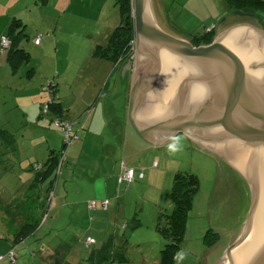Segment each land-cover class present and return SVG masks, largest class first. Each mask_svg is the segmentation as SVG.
Instances as JSON below:
<instances>
[{
    "label": "rangeland",
    "instance_id": "obj_1",
    "mask_svg": "<svg viewBox=\"0 0 264 264\" xmlns=\"http://www.w3.org/2000/svg\"><path fill=\"white\" fill-rule=\"evenodd\" d=\"M151 5L155 21L158 22L159 20L158 25L160 24L162 29L164 31L166 30V33L176 38H184L187 41H191V38L195 35L207 32L212 26L215 28L217 26V29H213L216 30L215 38L235 25H253L264 31L262 26L264 20L263 14L247 12L243 15L233 13L230 16H226L227 6L224 0H151ZM89 7L90 6L86 4V17L83 20H79V22L83 24L76 26L77 28L79 27L78 33L72 34L71 32H67L69 44L66 46L61 45V54H59L60 66L62 65L61 63H64L63 65H68V69L64 71L65 73H61V71L56 68L58 60L55 55L54 58L48 57L47 55L46 58L39 59L40 65L38 66V73H35L36 70L34 69H24L26 66L23 67L24 70L22 71L24 78H32L36 75L40 77L45 72L50 74L51 71H53V78L47 79L43 86V90H45V87H49L50 91L45 90L49 98L44 103L41 113L47 119L52 120L51 123L53 126L50 130H46V133L51 139L52 147H55L53 149L58 150L57 152L63 147L64 135L62 129L55 125V119L57 117H55L51 110L52 105L50 106L49 112L45 113L46 105L50 102L52 95L55 98L53 104L58 103L60 95L64 102H68V106H70L69 110H73L68 111L70 120L74 121V117L79 116V120H81L80 118H82V121L86 120L85 122L88 126V121H92L95 115L96 109L94 105L97 101L96 98L101 90H105L103 98L106 97V102H110L111 105L110 111L108 112L109 116L106 117L108 123L111 121V117L118 119L120 117L121 122L125 120L122 111L124 103L128 98V91L130 90L129 85L131 76L129 73L127 76L122 74L121 67L123 66L115 70L113 68L110 74L104 77L105 80L101 86L98 87L101 82L100 73L104 71L102 64L98 63H102L101 60L113 62L106 58L99 57L98 51L100 47H108L109 41L116 31V28L114 29L111 24H102L103 22L100 23L101 25L98 28H92L91 24L97 21L90 19L91 13H89V11L91 10H89ZM159 10L164 14L165 21L161 19L162 16ZM88 14L89 17H87ZM117 18L119 19V17ZM62 24L69 31L72 30L71 20H62L61 25ZM94 30L97 32L95 36L96 39L89 35L93 33ZM46 36L48 35L44 33V38ZM32 40L33 39H31L30 42H32ZM94 44H97V46ZM92 45L95 49L90 57L88 52ZM48 51L55 53V46ZM135 51L134 60L136 57ZM41 61L44 63H41ZM50 61L53 63V69L51 70H49L47 66ZM132 67L134 68V63ZM60 69L63 70L62 67ZM11 71L13 74L18 73H15L12 68ZM77 77L80 81L78 84L76 83ZM109 80L110 82L108 83L107 81ZM56 81L60 82L57 83ZM18 88L20 87H17V85H15V87L5 86L4 91L10 96L14 95V90H18ZM77 89L81 92L79 98L83 97L84 99L77 100ZM45 91L44 93H46ZM11 100H14V97H12ZM9 113L11 114L12 112L9 111L5 115ZM83 115L85 117H82ZM99 120L100 118L97 119L98 122ZM98 128H100V126ZM111 128L112 126H110L105 133L111 134ZM23 129L24 128L21 130ZM30 130L34 135L40 134V132H35L37 129L34 127H31ZM78 130L79 126L74 125V132L79 136ZM21 136L22 133L20 132L18 134L19 139H16V142L13 144L3 138V142L8 145L9 148L0 147V159L5 155L13 156L14 154H17L18 157L23 156V159L29 157V154L26 152L30 151L31 148L24 142ZM176 137H180L181 144V150L178 152H169L168 145L172 142L170 141L169 144L167 143L161 150L151 149L143 154L134 153L133 159H136L137 164L144 165L147 159H155L156 157L154 156L156 155V159H158L162 155L163 159H176L181 170L193 173L199 177L201 188L195 198L194 206L189 215L188 230L178 253L177 264H215L223 261L224 255L228 253L227 250L235 240V233L246 226L253 203L252 192H254V188L249 181L247 182L242 174L229 164L228 160L219 156V150L210 149L208 146L196 145L195 139H190L184 132L177 134ZM18 141L22 147L20 154H18L17 151L13 152V148L18 149V147H20ZM41 142L42 140L38 139L36 145L39 146ZM77 143H79V141H76L68 149L67 154L63 156L62 159L63 161L65 160L64 164L61 162L63 164V166H61L64 167L63 169H66L67 163L71 160L69 150L73 148L74 150L72 149V152L76 151L75 145ZM10 146H12V148ZM4 149L9 153H6ZM96 155V153L93 155L88 154L85 159H98V155ZM74 156L76 157L75 154ZM77 157L72 159H77ZM70 163L72 162L70 161ZM72 164L74 167L76 163L73 162ZM93 164H95V162L92 160L88 162L89 166ZM79 165L83 170L87 164L82 162ZM233 165L237 168L235 164ZM1 166L2 164H0V167ZM78 175L79 174L73 177V179H69L67 182L60 172L53 185L52 195L50 194L51 192H49L46 201L44 200V206L41 211L39 212V210H37L34 213V216L38 217L39 227L41 228L39 234L35 236L38 238L40 237L39 240L38 238H32L29 241V246L32 249L36 250L43 245L46 241V236L43 235L47 234L48 236L52 235L54 238H61L64 240L68 244L70 250L75 249L78 252L82 251L83 253H87V251H90L85 248V239L88 236V232L91 231L90 235H95L99 231V222H104L103 224L105 225L108 224V212L106 211L89 212L87 218L79 211L72 212V205L81 203V198L87 196V198L95 197L97 199L100 198L104 192L103 189L96 188L98 179L93 175L88 174L83 182V178H78ZM245 176L251 181L248 175ZM81 183L83 184V195L78 194V188L76 186L78 184L81 185ZM58 184L59 192L56 194V187ZM67 184L68 189L65 188ZM164 184L165 182L159 181L158 186L155 185L157 187V192L152 191V193L144 197L147 192V187L149 186L147 180H137L132 183L129 191L123 192V194L128 196L124 215L127 213L129 219L120 217L119 211L121 210V206L115 205L113 209V214L109 218L112 226L115 225V221L119 222L121 225L130 223L135 216L142 222V226L137 230L129 228L126 232L128 243L125 246L127 249L124 251H127L128 258H130L128 264H158L161 258V251L168 244V241L158 230V232H155L157 224L160 221L162 222L164 218L163 215H168L172 211L169 209V202L167 201L169 198V191H166ZM68 191L69 194L67 195ZM50 204L51 210L49 211ZM47 212L49 214L46 218ZM159 212H161V216ZM3 214V211L2 213L0 212V218ZM109 214L111 215V212ZM0 230H3L0 232H4L5 228H0ZM208 232H210L209 235L212 239L216 238V244L213 247H208V244H206L205 239ZM38 241H40V243H38ZM43 246H45V244ZM99 246H101L100 241L94 248ZM104 264H112V262L108 261Z\"/></svg>",
    "mask_w": 264,
    "mask_h": 264
},
{
    "label": "crops",
    "instance_id": "obj_2",
    "mask_svg": "<svg viewBox=\"0 0 264 264\" xmlns=\"http://www.w3.org/2000/svg\"><path fill=\"white\" fill-rule=\"evenodd\" d=\"M86 4L90 6V19L97 21L91 24L92 28H98L101 22L105 25L111 24L114 29L120 25L121 15L116 0H0V37L8 33L9 27L15 18L20 19L23 24H25V33L27 35V38L21 42V47L31 54V61L23 64L17 74H13L7 60V52H4L0 46V130L10 132L15 140L19 139L18 134L21 132V137L24 139V142L31 148L30 151L26 152L29 154L28 158L23 159V156L18 157L17 154H14L13 156L5 155L0 159V164H2L0 167V212H4L3 216L0 218V228H5L6 231L0 232V254L7 255L16 246L15 243L18 233L23 226L35 224L38 221V217L34 216V213L37 210H39V212L41 211L46 197L48 193L53 190V185L60 172L67 182L69 179H73L77 174L80 175L77 176L78 178H83L82 182L87 178L88 174L98 179L96 188H101L104 191L100 198H87V196H85L81 198V203L72 205L73 208H71L72 212L79 211L85 218L88 217L87 214L89 212L106 211L108 212V224L105 225L103 224L104 222H99V231L96 233L97 235L95 234L96 236L94 234L90 235L91 231L88 232L87 237L94 238L95 243L88 246L86 244V237L85 248L90 250L87 251V253H83L82 251L78 252L75 249L70 250L68 244L64 240L61 238H54L52 235L48 236L47 234L43 235L46 236V241L43 243L45 246L41 245L34 250L29 246V241L32 238L37 239L38 237L35 236L39 234L38 232V234L18 242L16 247L18 255L15 263L7 256L0 261V264H91L89 258L92 251L101 249L104 244L110 240L114 243V252H125L124 250L127 249L125 246L128 243V239L126 238L127 230L129 228L137 230L142 226V222H134L132 219L130 223H124L122 225L116 221L114 222V226L110 224L109 218L113 214L115 205L121 206V210L119 211L120 217L129 219L127 213L124 215L128 196L123 194V192L129 191L132 184L127 188L125 183L120 182L124 165L136 169L137 174L140 169L146 172L144 179L147 180L149 186L147 187V192L144 197L148 196L152 191L157 192L156 186H158L159 181L165 182V189L169 191V198L167 200L169 202L168 207L172 210L171 189L174 177L178 172L183 171L179 168V164L176 162L177 160L171 158L163 159L162 155L156 159V155L154 156L156 157L155 159H147L145 164L142 165L137 164L136 159H133L134 153L143 154L151 149L161 150L167 144H149L142 140L131 127L129 121V105L130 90L133 83V65L130 63L119 64L104 60H101L102 63H98L102 64V68L104 69V71L100 73L101 82L98 87L101 86L105 80L104 77H107L113 68L115 70L123 66L121 67L122 74L127 76L129 73L131 76L128 98L124 103L122 111L125 118L124 122H121L120 117L119 119L111 117V121L108 123L106 117L109 116L108 112L110 111L111 105L110 102H106V97L103 98L105 90H101L96 98V104L94 105L96 109L94 118L92 121H88V126L86 125V120L82 121V118L79 120V116L74 117L75 125L79 126L78 133L80 138L78 140L79 143L75 145L76 151L72 152L73 148L69 150L71 160L67 163L66 169L62 167L64 160L63 164L61 163L60 166L55 169V177H48L46 179L41 178L42 180H39L37 174L39 172H36L33 168L36 163L45 165L49 160L51 152L58 151L53 149L55 147H52L51 139L46 133V130H50L53 126L51 123L52 120L47 119L41 113L44 103L49 98L48 93L43 90V86L47 79L53 78V71H51L50 74L45 72L43 73L44 75L42 74L40 77L36 75L32 78H24L22 71L27 68V70L34 69L36 70L35 73H38V66L40 65L39 59L46 58L47 55L52 58H54L55 55L58 60L56 68H58L61 73H63L65 69H68V65H63L64 63H61L62 65L60 66V48L61 45L66 46L69 44L67 32H71L72 34L78 33L79 27L77 28L76 26L83 24L79 22V20H83L86 17ZM159 13L162 16L161 19L165 21L164 14L160 10ZM226 16H228V11L226 12ZM87 17H89V14ZM117 17H119V19ZM62 20L72 21L71 31L66 29L63 24L61 25ZM215 29H217V26ZM44 33L48 35L45 38ZM41 35V42L36 44V38ZM89 35L96 39L95 36L97 32L94 30V32ZM31 39H33L32 42H30ZM94 45L97 46V44ZM54 46L55 53L48 51ZM94 49L93 45L90 46L88 52L90 57ZM41 63L44 62L41 61ZM47 66L49 70L53 69L52 61H50ZM61 67L63 70L60 69ZM56 82L59 83L60 81ZM79 82L77 77L76 83L78 84ZM107 82L109 83L110 80ZM15 85L20 88L14 90V95L9 96V94L4 91L5 86L15 87ZM44 91L46 93H44ZM76 91V95H78L77 100L84 99L83 97L79 98V94L81 93L80 90L77 89ZM11 96L14 97V100H11ZM58 103H60L63 108L62 117L70 120L68 111L73 110H69L70 106H68V102H64L60 95ZM9 111L12 113L5 115ZM54 115L55 117H59L56 113H54ZM82 117L85 116L83 115ZM99 118L100 125L97 121ZM99 126L100 128H98ZM110 126H112L110 129L112 132L111 134H106L105 131L107 132ZM31 127L37 129L35 132H40V134H32L30 130ZM22 128L24 129L21 130ZM1 138L0 136V147L9 148V146L3 142V138ZM189 138L193 139L190 136ZM38 139L42 140L39 146L36 145ZM7 141L12 144L14 143L10 138H8ZM18 145L20 146L19 141ZM10 147L12 148V146ZM21 148V146L18 147V149L13 148V152L17 151V153L20 154ZM4 151L9 153L6 149H4ZM95 153L98 155H96L98 159H85L88 154L93 155ZM74 154L76 157L78 156L77 159H72L76 158ZM90 160L94 161L95 164L89 166L88 162ZM70 161L76 163L74 167ZM82 162L87 164L83 170L79 165ZM155 162L158 163L157 166L154 165ZM43 170H46V166ZM79 184L76 185L78 194L83 195V184ZM65 188L68 189V184L65 185ZM58 192L59 184L56 187V194H58ZM68 194L69 191L67 192V195ZM105 199H109L111 203L108 209L103 208L101 205V201ZM90 202H96L97 206L95 209L90 207ZM110 212L111 215L109 214ZM159 213L161 216V212ZM155 232H158L157 229H155ZM99 241L101 246L94 248ZM38 243H40V241H38ZM125 256L130 261L127 251L125 252ZM122 259H124V257H122ZM112 264H118V262Z\"/></svg>",
    "mask_w": 264,
    "mask_h": 264
},
{
    "label": "water",
    "instance_id": "obj_3",
    "mask_svg": "<svg viewBox=\"0 0 264 264\" xmlns=\"http://www.w3.org/2000/svg\"><path fill=\"white\" fill-rule=\"evenodd\" d=\"M133 4L131 127L152 145L184 132L219 150L254 192L246 226L215 264H264V31L235 25L195 46L158 25L151 0Z\"/></svg>",
    "mask_w": 264,
    "mask_h": 264
},
{
    "label": "trees",
    "instance_id": "obj_4",
    "mask_svg": "<svg viewBox=\"0 0 264 264\" xmlns=\"http://www.w3.org/2000/svg\"><path fill=\"white\" fill-rule=\"evenodd\" d=\"M45 1V0H43ZM227 6L228 15L245 14L247 12H255L264 15V0H224ZM121 15V23L116 28L113 36L109 41L107 48H99L98 56L106 58L115 63L123 64L134 62L135 51V18L133 0H116ZM264 28V20L262 24ZM7 36L11 40V47L6 51L7 60L15 73L23 64L31 61V54L21 47V42L27 38L25 33V24L20 19L15 18L8 30ZM216 36V30L204 32L191 38V42L195 46L211 44ZM51 110L60 118H63V108L60 103L52 104ZM0 136L6 140L10 138L14 143V136L6 131L0 130ZM67 149V144L63 142V147L59 152L52 151L49 160L46 162V170L37 173L38 179H46L55 177V169L60 166L62 153ZM63 162V161H62ZM141 170V169H140ZM144 174L145 171H143ZM139 173V172H138ZM145 178V177H144ZM143 178V179H144ZM41 179V180H42ZM137 179V180H143ZM136 180V181H137ZM135 181V182H136ZM201 188L200 179L197 175L189 172H178L174 177L171 189L172 211L170 214H164L162 222L157 224V230L168 241L166 247L161 251L160 264H177V258L181 245L183 244L188 230V221L190 212L194 206L195 198ZM161 220V219H160ZM134 222H140L137 217L133 218ZM37 221L35 224H28L21 228L16 239V247L19 241L38 234L41 227ZM206 235V244L213 247L216 244V238L210 237V232ZM114 243L108 241L99 250H93L89 261L91 264H104L107 261L118 264H127L128 259L125 252L117 253L113 251ZM114 253V254H113ZM121 256V258H120ZM124 257V259H122ZM69 264V263H66Z\"/></svg>",
    "mask_w": 264,
    "mask_h": 264
},
{
    "label": "built area",
    "instance_id": "obj_5",
    "mask_svg": "<svg viewBox=\"0 0 264 264\" xmlns=\"http://www.w3.org/2000/svg\"><path fill=\"white\" fill-rule=\"evenodd\" d=\"M215 29L214 26H212L207 32H210L211 30ZM42 40V37L39 36L36 38L35 40V43L36 44H39ZM11 40L9 39V37L7 36H1L0 37V46L2 48V50L5 52L7 51L10 47H11ZM133 58H134V55H133ZM45 90H49L50 91V88L49 87H45ZM54 96L52 95L51 96V99H50V102L46 105V109H45V113H48L49 110H50V106L53 104V101H54ZM55 125L57 127H60L62 129V132H63V135H64V142L67 144V149L65 150L64 153H62L63 155L62 156H65L67 154V151L68 149L76 142L79 140V136L77 133L74 132V125L76 124L74 121L72 120H69V119H65V118H60V117H57L55 119ZM63 158V157H62ZM63 161V159L61 160V162ZM157 162L154 163L155 166H157ZM34 170L36 172H40L44 169V165L41 164V163H36L34 166H33ZM144 170L141 169L139 171V173L137 174V171L136 169L134 168H130L126 165L123 166V171H122V175H121V178H120V182L122 183H125L126 184V187L128 188L132 183H134L137 179H143L145 177V174L143 172ZM53 193V190L51 191V195ZM110 200L109 199H105V200H102L101 201V205L103 208L105 209H108L109 206H110ZM97 206L96 202H90V207L92 209H95ZM51 210V204H50V207H49V211ZM48 212L46 213V218L48 216ZM95 243V239L92 238V237H89L87 238L86 240V244L88 246H91ZM17 249H16V246L7 254V255H1L0 254V261H2L5 257H9L11 259V261L13 263L16 262V259H17Z\"/></svg>",
    "mask_w": 264,
    "mask_h": 264
},
{
    "label": "clouds",
    "instance_id": "obj_6",
    "mask_svg": "<svg viewBox=\"0 0 264 264\" xmlns=\"http://www.w3.org/2000/svg\"><path fill=\"white\" fill-rule=\"evenodd\" d=\"M170 153H176L181 150L180 137H173L172 142L168 145Z\"/></svg>",
    "mask_w": 264,
    "mask_h": 264
},
{
    "label": "bare ground",
    "instance_id": "obj_7",
    "mask_svg": "<svg viewBox=\"0 0 264 264\" xmlns=\"http://www.w3.org/2000/svg\"><path fill=\"white\" fill-rule=\"evenodd\" d=\"M233 165V164H232ZM234 166V165H233ZM254 217V216H253Z\"/></svg>",
    "mask_w": 264,
    "mask_h": 264
}]
</instances>
